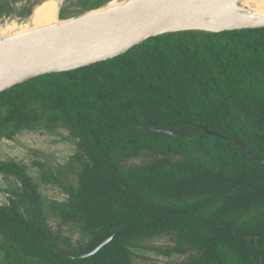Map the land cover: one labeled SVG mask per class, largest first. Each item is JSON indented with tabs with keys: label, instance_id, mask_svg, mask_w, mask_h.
Returning <instances> with one entry per match:
<instances>
[{
	"label": "trees",
	"instance_id": "obj_1",
	"mask_svg": "<svg viewBox=\"0 0 264 264\" xmlns=\"http://www.w3.org/2000/svg\"><path fill=\"white\" fill-rule=\"evenodd\" d=\"M44 121L77 141V187L44 173L69 196L62 222L88 236L67 251L88 253L121 232L88 258L57 253L28 169L0 161L20 183L0 206V264H134L133 248L159 237L173 243L163 254L186 257L170 264H264V164L237 144L264 159V28L156 37L0 95V136Z\"/></svg>",
	"mask_w": 264,
	"mask_h": 264
},
{
	"label": "water",
	"instance_id": "obj_2",
	"mask_svg": "<svg viewBox=\"0 0 264 264\" xmlns=\"http://www.w3.org/2000/svg\"><path fill=\"white\" fill-rule=\"evenodd\" d=\"M223 1L147 0L97 21L2 45L0 95L47 75L80 70L115 59L156 37L185 32L216 33L264 28V21H254L235 24L217 31L199 30L201 24L210 21ZM141 128L173 137L187 136L182 129L159 126ZM237 144L243 147L252 159L264 164V159L254 155L244 142L238 140ZM120 232L114 233L96 249L85 254L72 253L61 247H55V250L70 259L88 258L111 243ZM254 262L257 264L255 260Z\"/></svg>",
	"mask_w": 264,
	"mask_h": 264
},
{
	"label": "rangeland",
	"instance_id": "obj_3",
	"mask_svg": "<svg viewBox=\"0 0 264 264\" xmlns=\"http://www.w3.org/2000/svg\"><path fill=\"white\" fill-rule=\"evenodd\" d=\"M41 1L0 0V5L5 8L9 7L7 14L0 15V23L5 24L7 21L14 20L25 22L30 16L27 13L33 12ZM109 1L112 0H65L60 10V16L62 15L63 19L59 20L81 19L83 14ZM51 22L45 24L41 30L42 35L75 27L73 25L69 28L54 29L53 26H48ZM10 132L7 131L0 136V161L15 162L28 169L41 195L43 214L48 225L59 238L61 248L70 250L68 248H77L85 243L88 236L82 231L80 225L63 223L60 217L58 209L68 202V194L59 184L44 178L46 172L63 185L78 186L81 165L74 159L77 152V141L64 125L47 121L33 128L17 130L13 132V135L8 136ZM143 160L144 157H141L133 160L132 163H140ZM19 187L20 183L15 177L0 173V206L7 205L14 197V193L19 191ZM2 242L3 239L0 237V262L4 261ZM172 245L168 237L140 242L133 248V262L134 264H170L183 261L185 256L177 254L168 256L161 252Z\"/></svg>",
	"mask_w": 264,
	"mask_h": 264
},
{
	"label": "bare ground",
	"instance_id": "obj_4",
	"mask_svg": "<svg viewBox=\"0 0 264 264\" xmlns=\"http://www.w3.org/2000/svg\"><path fill=\"white\" fill-rule=\"evenodd\" d=\"M65 0H42L25 22L18 20L0 23V46L42 36L41 30L48 26L64 29L100 20L119 11L132 8L147 0H112L107 4L80 15L81 19L59 20ZM55 21H54V19ZM78 22H75V21ZM264 21V0H224L215 10L208 23L201 24V31H217L235 24ZM52 28V29H53Z\"/></svg>",
	"mask_w": 264,
	"mask_h": 264
},
{
	"label": "flooded vegetation",
	"instance_id": "obj_5",
	"mask_svg": "<svg viewBox=\"0 0 264 264\" xmlns=\"http://www.w3.org/2000/svg\"><path fill=\"white\" fill-rule=\"evenodd\" d=\"M9 11V7L5 8L4 6L0 5V15H2L3 13L7 14Z\"/></svg>",
	"mask_w": 264,
	"mask_h": 264
}]
</instances>
